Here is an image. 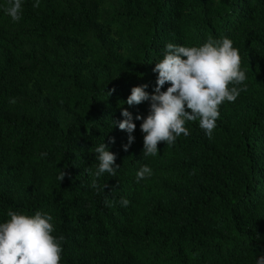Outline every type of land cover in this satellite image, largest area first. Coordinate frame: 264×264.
<instances>
[{"label":"trees","instance_id":"obj_1","mask_svg":"<svg viewBox=\"0 0 264 264\" xmlns=\"http://www.w3.org/2000/svg\"><path fill=\"white\" fill-rule=\"evenodd\" d=\"M34 3L13 22L0 0V222L9 210L50 214L60 264H255L264 255V0ZM224 37L239 50L245 90L220 105L211 138L186 122L189 135L145 158L135 116L149 103H122L131 88L153 92L167 43ZM121 108L136 124L127 151L112 123ZM102 142L120 167L94 189ZM143 165L153 175L137 182Z\"/></svg>","mask_w":264,"mask_h":264},{"label":"clouds","instance_id":"obj_2","mask_svg":"<svg viewBox=\"0 0 264 264\" xmlns=\"http://www.w3.org/2000/svg\"><path fill=\"white\" fill-rule=\"evenodd\" d=\"M24 3L25 0H7L4 12L13 22L21 20ZM33 6L38 7L39 0ZM153 71L157 73L153 92L145 90L147 85L134 86L122 102L129 107L149 103L146 116H135V120L141 121L145 158L159 155L158 143L172 145L182 134L189 135L186 122L198 121L205 135L211 138L220 116V105L235 102L245 90L247 79L241 68L239 50L227 37L210 38L200 46L191 47L169 42L163 59L155 63ZM166 83L170 86L161 91ZM9 102L15 104L16 100L12 98ZM121 116L122 120L112 123L127 133V143L122 145L127 151L134 142L132 133L136 124L127 109L121 108ZM94 153L98 163L91 173L94 179L90 187L98 189L96 179L104 174L115 177L120 166L115 164V154L103 142L95 147ZM65 175L64 170L59 171L57 180L62 181ZM152 175V168L143 165L136 172V180H146ZM128 203L122 198V206ZM6 215L8 219L0 222V264H60L63 237L53 235L55 227L50 214L38 211L27 215L9 210ZM255 264H264V255L255 258Z\"/></svg>","mask_w":264,"mask_h":264}]
</instances>
